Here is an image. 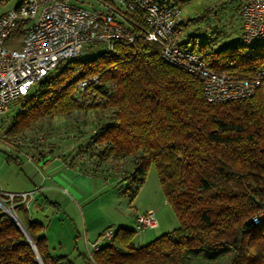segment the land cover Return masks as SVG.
I'll use <instances>...</instances> for the list:
<instances>
[{
    "label": "trees",
    "instance_id": "trees-1",
    "mask_svg": "<svg viewBox=\"0 0 264 264\" xmlns=\"http://www.w3.org/2000/svg\"><path fill=\"white\" fill-rule=\"evenodd\" d=\"M218 1L205 9L211 13L219 8L224 15L229 10L232 16L241 9V0ZM190 2L177 4L182 9ZM130 16L143 25L139 16ZM219 19L209 16L206 24L214 27ZM212 33L206 38L188 33L181 46L192 45L217 73L252 78L264 68V46L247 47L240 40L217 47ZM136 34L132 46L116 43L109 52L93 44L89 47L97 55L61 63L17 102L19 109L5 134L29 135L38 124L93 111L99 120L95 118L86 144L62 155L72 158L71 166L77 159L88 166L86 173L118 175L119 184H127L123 195L132 201L155 166L179 227L142 246L137 230L110 227L113 238L101 246L106 230L93 259L84 256L89 264H264L263 93L238 102L208 103L199 77L168 63L156 43L146 41L141 31ZM82 81H88L84 91L79 90ZM84 135L79 128L72 138ZM61 143H38L34 151L45 157L52 152L47 144ZM15 204L43 264H76L69 256L53 255L45 225L32 220L20 200ZM18 207L24 209L23 217ZM0 264H40L24 232L1 208Z\"/></svg>",
    "mask_w": 264,
    "mask_h": 264
},
{
    "label": "built area",
    "instance_id": "built-area-1",
    "mask_svg": "<svg viewBox=\"0 0 264 264\" xmlns=\"http://www.w3.org/2000/svg\"><path fill=\"white\" fill-rule=\"evenodd\" d=\"M12 1L0 0V120L61 63L81 57L93 44L109 52L116 43L132 46L136 31H141L146 41L156 43L168 63L199 77L208 103L238 102L259 92L264 95V68L252 78L217 73L192 45L181 46L182 9L168 0H96L102 9L99 11L74 5L70 0H24L9 8ZM131 14L139 16L143 25L132 21ZM241 20L242 44L264 46V0H241ZM14 33H18L15 42ZM87 86L88 81H82L79 90ZM1 196H10L7 202L13 209L16 200L27 208L34 200L33 192L18 196L0 192L2 200ZM135 224L138 232L156 229V212L138 214ZM113 236L114 231L107 230L101 241ZM98 245L93 244V251ZM89 257L93 259V253Z\"/></svg>",
    "mask_w": 264,
    "mask_h": 264
},
{
    "label": "rangeland",
    "instance_id": "rangeland-1",
    "mask_svg": "<svg viewBox=\"0 0 264 264\" xmlns=\"http://www.w3.org/2000/svg\"><path fill=\"white\" fill-rule=\"evenodd\" d=\"M23 1L13 0L8 4V7H17ZM70 2L87 9L102 10L96 0H70ZM216 4H219L218 0H191L189 4L182 5L181 18L186 24L183 27L185 37H188V33L192 35L197 32L201 38H206L212 33L211 31L215 30L218 36L213 35V33L212 36L218 40L216 39L214 46L220 47L224 43L234 44L241 40L239 38L240 27H242L241 9L233 13L234 16L229 10H224V15L219 8L212 9V14L208 12V9H205L206 7H214ZM215 14L220 18L219 21L214 23L216 24L214 27L208 26V17L211 16L212 18V15ZM12 37V41L15 42L18 39V33H14ZM15 47L18 48L19 46L15 44ZM97 54V50L87 46L84 49L83 58ZM18 109V103H15L0 120V138L2 137L5 143L15 149H24L25 154L31 160L32 158L35 159L34 150L39 145L38 143L46 144V142L61 141L62 148L59 147V144H47V149L52 150L51 154L59 150L63 154L74 153L79 144H86V136L87 134L89 136L88 132L94 128L95 118H97L93 111H90L89 114L75 112L68 118L59 117L46 121L43 125L38 124L29 135L22 134L13 137L7 134H5L6 136L3 135L9 128L13 115ZM74 122H76L75 125ZM79 128L83 130L85 135L81 138H72L75 133H78ZM36 130H40L39 133H43V137ZM23 137L27 139L23 140L25 139ZM61 157L65 158L64 156ZM81 157L82 155H78L79 160L82 159ZM45 159V157L40 156V161ZM71 163L72 158L68 161L69 165ZM76 166L80 169L68 167L66 170L70 172L67 174L60 171L49 177L50 181L45 183V189L41 192L35 188V181L31 182L26 177L20 169L21 167H18L15 160H10L9 153L0 145V192L4 195L13 194L16 196L23 193H34V200L29 205L27 214L35 221H40L45 225L47 243L53 255H66L76 264H89L84 256H80L79 253H86L87 255L88 249L93 250V243L99 238L100 233L108 230V227L114 228V225L118 226L121 223H126L124 227L128 229L134 226V219L138 215L135 213L145 209L150 203L156 209L159 228L143 232L137 231L136 240L140 246L146 245L155 238L179 227V220L174 210L165 200L154 165L150 166L146 181L133 201L129 196L123 195L127 184H119L121 177L118 175L100 172L86 173L85 169L88 166L79 167L78 163ZM1 197L3 203L11 206V203L7 202V198L11 200L10 196ZM13 210L15 211V208ZM16 211L21 217L25 215L23 208L18 207ZM144 213L139 212V214ZM106 243V241L100 242L101 246Z\"/></svg>",
    "mask_w": 264,
    "mask_h": 264
},
{
    "label": "crops",
    "instance_id": "crops-1",
    "mask_svg": "<svg viewBox=\"0 0 264 264\" xmlns=\"http://www.w3.org/2000/svg\"><path fill=\"white\" fill-rule=\"evenodd\" d=\"M168 1L171 2V3H173V4H176V5L180 6L179 4H177L178 0H168ZM241 33L242 32H241V27H240L239 37L241 36ZM185 35L186 34H183L182 35V37H181L182 38L181 39L182 41H187V38L185 37ZM3 135H5V133ZM2 139L3 138L1 137L0 138V145L9 153L10 159H13V160L17 159L18 160V162L16 164L18 165V167H21L20 169L25 173L26 177H28L29 180H31V182L32 181H35L34 185H35V188H37L38 191L43 192V189H45L44 186H46L45 183L47 181H50L49 180V177H51L52 175H55L56 172L63 171L64 173L67 174L68 172H70V171H67L66 170V169H68V167H71V168L77 167L78 168V166H76V163H78V165H80L79 167L82 166L81 165V162H79L77 160H75L73 166L69 165L68 164V161L70 159L69 160H66L67 158L64 159L63 157H61L63 155V153L62 152L60 153V150L59 151H56L53 154L46 153V156H45L46 159L45 160H41V161H40V156L36 153V151H34L35 159L32 158V160H31V159H29V156H27L25 154L26 151L24 149H22V148H20V150L19 149H15L14 147H11L7 143H5ZM1 143H3L4 145H2ZM59 145H60L59 147H61L62 144H59ZM64 152H66V151H64ZM55 154H58V155H55ZM67 154H69V153H67ZM67 154H65V155H67ZM57 158H60V159L59 160H56ZM79 169L80 168H78V170ZM75 171H77V170L75 169ZM42 175H44V176H42ZM150 210H153V211L155 210V212H156V209L152 207V204L151 203L148 206H146L145 209H141V211L138 210L135 213V215L136 214H139V212H145L146 213V212H148ZM30 218L32 220H34L32 217H30ZM38 222H40V221H38ZM125 224L121 223L118 226L114 225L115 226L114 228H125L124 227ZM108 228H110V227H108ZM129 229H135L136 230L135 219H134V226L129 227ZM104 232L105 231H103L102 233H100L99 238L101 237V235ZM99 238L93 244L97 243L99 241ZM91 253H93V250L88 249L87 256H89ZM79 255L80 256H85L86 253H79Z\"/></svg>",
    "mask_w": 264,
    "mask_h": 264
},
{
    "label": "water",
    "instance_id": "water-1",
    "mask_svg": "<svg viewBox=\"0 0 264 264\" xmlns=\"http://www.w3.org/2000/svg\"><path fill=\"white\" fill-rule=\"evenodd\" d=\"M0 202H2V200L0 199ZM1 208L3 209V212L5 214H7L20 228L21 230L24 232V234L26 235V237L28 238L30 244L32 245V247L34 248V251L37 255L38 261L40 264L42 263V260L40 259L39 253L36 249V246L34 244V241L32 240V238L30 237L27 229L25 228L24 224L22 223V221L20 220V218L18 217V215L16 214V212L13 210L12 207L8 206L5 203H0Z\"/></svg>",
    "mask_w": 264,
    "mask_h": 264
}]
</instances>
